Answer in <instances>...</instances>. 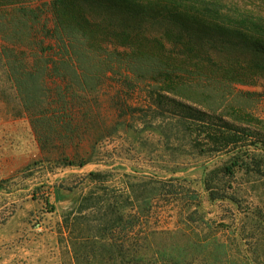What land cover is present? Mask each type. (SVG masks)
Returning <instances> with one entry per match:
<instances>
[{
  "label": "trees",
  "instance_id": "trees-1",
  "mask_svg": "<svg viewBox=\"0 0 264 264\" xmlns=\"http://www.w3.org/2000/svg\"><path fill=\"white\" fill-rule=\"evenodd\" d=\"M244 2L0 0V101L28 120L42 161L84 166L121 132L227 156L203 179L210 201L236 206L221 220L186 179L116 187L90 172L59 229L69 264H264V131L227 102L246 68L264 69V14Z\"/></svg>",
  "mask_w": 264,
  "mask_h": 264
},
{
  "label": "rangeland",
  "instance_id": "rangeland-1",
  "mask_svg": "<svg viewBox=\"0 0 264 264\" xmlns=\"http://www.w3.org/2000/svg\"><path fill=\"white\" fill-rule=\"evenodd\" d=\"M244 1L241 3L246 5ZM248 4L264 14V0H249ZM161 31L160 26L151 29L154 34ZM208 51L218 63L227 64L226 52ZM245 72L243 82L227 88V102L238 114L248 115L251 121L242 120L245 125L264 131V69L246 68ZM165 142L159 134L136 138L121 132L103 141L97 159L84 166L42 161L46 154L28 120L10 117L0 101V264H69L70 248L59 229L65 213L93 186L88 179L92 171L108 174L109 183L116 187H122L128 175L186 179L192 189L202 193V211L208 217L229 219L236 206L210 201L203 186L206 173L227 156L181 153L164 146ZM258 195L264 201V187ZM258 201L256 197L255 203Z\"/></svg>",
  "mask_w": 264,
  "mask_h": 264
}]
</instances>
